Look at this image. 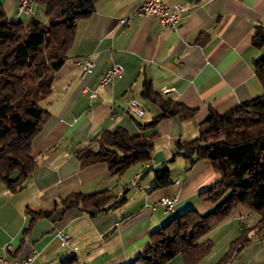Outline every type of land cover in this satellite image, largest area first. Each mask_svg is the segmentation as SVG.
I'll list each match as a JSON object with an SVG mask.
<instances>
[{"label":"crops","instance_id":"crops-1","mask_svg":"<svg viewBox=\"0 0 264 264\" xmlns=\"http://www.w3.org/2000/svg\"><path fill=\"white\" fill-rule=\"evenodd\" d=\"M19 0H0L11 19L44 20L43 5L30 0V9L19 12ZM186 6L180 26L164 27L154 15H134L128 24L119 18L132 15L141 0H97L94 11L76 21V35L68 57L56 71L52 92L42 100L49 110L34 136L31 153L37 165L24 185L11 191L0 183V256L10 264L39 251L32 264H129L150 242V233L173 215L189 207L206 213L219 202L199 193L220 179L209 160L193 163L178 153L177 140L199 134V124L211 109L223 113L258 95L262 86L253 59L261 50L252 45L257 23L264 24V0H167ZM201 43L198 39L206 37ZM90 56L94 67L82 73L75 58ZM114 62L124 66L123 76L99 84ZM163 96L196 107L194 116L164 117L155 126L141 129L161 112L142 97L144 80ZM97 94L91 96L92 90ZM132 99L144 108L142 115L129 110ZM124 126L131 134L157 132L151 162L139 161L124 176L112 174L106 162L82 165L75 150L102 129ZM166 163L172 182L154 187V169ZM139 176L141 184L129 186ZM109 190L113 200L125 197L118 207L92 213V209H65L60 199L73 192ZM177 195L170 209L154 202ZM59 202V203H58ZM36 216L28 230L32 213ZM246 214L244 220L240 215ZM260 214L238 203L215 221L203 238H210V252L197 264H215L243 228L253 226ZM58 232L69 235L61 242ZM250 241L231 264H264V237L250 231ZM224 264H229V261ZM164 264H185L178 253Z\"/></svg>","mask_w":264,"mask_h":264},{"label":"trees","instance_id":"trees-1","mask_svg":"<svg viewBox=\"0 0 264 264\" xmlns=\"http://www.w3.org/2000/svg\"><path fill=\"white\" fill-rule=\"evenodd\" d=\"M43 5L45 19L31 17L27 22L11 19L0 2V183L11 191L21 188L37 165L31 153L32 140L40 131L49 110L42 100L52 92L56 71L68 57L76 35V21L89 16L97 0H34ZM206 37L198 39L205 42ZM252 45L261 50L253 59L262 91L223 113L211 109L199 124V134L189 140H177L178 153L195 160L210 161L220 179L203 189L204 200L219 202L216 209L200 213L189 207L173 215L150 233V242L129 264H164L180 253L185 264H197L213 246L203 238L215 221L222 219L241 203L260 214L251 227L233 238L227 251L215 264L236 257L250 241V231L264 237V24L257 23ZM141 95L156 103L161 112L141 129L155 126L162 118L178 115L190 119L196 112L182 101L163 96L151 80L143 82ZM157 132L131 134L124 126L102 129L80 145L75 153L82 165L106 162L112 174H121L139 161L151 159ZM154 187L172 182L170 167L163 163L154 169ZM109 190L92 193L73 192L60 199L65 209L78 207L92 213L120 206L123 196ZM59 203V202H58ZM54 206L33 212L28 230L36 216L49 215Z\"/></svg>","mask_w":264,"mask_h":264},{"label":"built area","instance_id":"built-area-1","mask_svg":"<svg viewBox=\"0 0 264 264\" xmlns=\"http://www.w3.org/2000/svg\"><path fill=\"white\" fill-rule=\"evenodd\" d=\"M29 0H20L18 3V11L29 10ZM186 6L180 2H168L167 0H141L139 6L134 10L132 15L123 16L119 18L120 24H128L134 15H154L158 18L160 24L164 27H170L177 29L184 16V11ZM75 63L81 68L82 73L90 71L94 67V60L90 56L84 58H75ZM124 66L120 62H114L111 67L104 72L101 76L99 84H105L115 78H120L123 76ZM97 94L96 89L92 90L90 95L95 96ZM129 110L135 115H142L144 113V108L141 103L132 99L129 103ZM139 176H136L131 181V185L139 181ZM179 197L177 195H164L157 199L156 203L162 205L166 210H170L177 202ZM246 214L240 215V219L243 220ZM61 239L63 242H67L69 235L61 234ZM38 251L33 249L31 253L25 258H15L10 264H32L33 260L37 257ZM7 259L4 255L0 256V264H5Z\"/></svg>","mask_w":264,"mask_h":264},{"label":"rangeland","instance_id":"rangeland-1","mask_svg":"<svg viewBox=\"0 0 264 264\" xmlns=\"http://www.w3.org/2000/svg\"><path fill=\"white\" fill-rule=\"evenodd\" d=\"M19 1H20V0H19ZM19 1H18V3H19ZM18 3H17V10H18ZM29 5H30V0H29ZM22 11H28V10H22ZM22 11H19V12H22ZM43 15H44V14H43ZM44 17H45V16H44ZM43 21H44V20H43ZM86 56H88V55H86ZM86 56H81V57H79V58H84V57H86ZM77 58H78V57H77ZM112 64H113V63H112ZM110 67H111V66H110ZM110 67H109V68H110ZM109 68H108V69H109ZM108 69H107V70H108ZM107 70H106V71H107ZM106 71H105V72H106ZM103 74H104V73H103ZM103 74H102V75H103ZM109 82H110V81H109ZM150 160H151V159H150ZM150 160H148V161L151 162ZM125 174H126V173H124V174L121 173V174H119V175H120V176H121V175L124 176ZM134 178H136V176H135ZM134 178H133V179H134ZM133 179H132V180H133ZM132 180H131V181H132ZM131 181L129 182V186H136V185H138V184H141V180H140V179H139V181H137L136 183H134V184H132V185H131ZM111 200H112V199H111ZM156 201H157V200H156ZM156 201L154 202V204H157ZM158 205H159V204H158ZM161 206H162V205H161ZM164 209H165V208H164ZM165 210H166V209H165ZM245 218H246V216H245ZM245 218H244V219H245ZM244 219H243V220H244ZM61 234H67V233H65V232H58V233H57V236L60 238L61 242H63L62 239H61V237H60ZM67 235H68V234H67ZM68 241H69V239H68ZM68 241H67V242H68ZM67 242H63V243H67ZM34 249H35V248H34ZM32 250H33V249H32ZM36 250H37V249H36ZM37 251H38V250H37ZM30 253H31V252H30ZM30 253H29V254H30ZM38 255H39V251H38ZM38 255H37V257H38ZM35 259H36V258H35ZM33 261H34V260H33ZM232 261H233V260L229 261V264H230V262L232 263Z\"/></svg>","mask_w":264,"mask_h":264},{"label":"bare ground","instance_id":"bare-ground-1","mask_svg":"<svg viewBox=\"0 0 264 264\" xmlns=\"http://www.w3.org/2000/svg\"><path fill=\"white\" fill-rule=\"evenodd\" d=\"M230 264H231V262H230Z\"/></svg>","mask_w":264,"mask_h":264}]
</instances>
